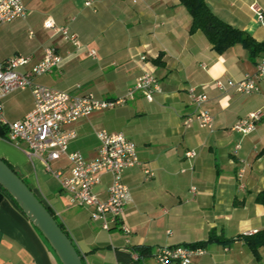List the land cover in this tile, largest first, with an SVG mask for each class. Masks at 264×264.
Segmentation results:
<instances>
[{
	"label": "crops",
	"instance_id": "1",
	"mask_svg": "<svg viewBox=\"0 0 264 264\" xmlns=\"http://www.w3.org/2000/svg\"><path fill=\"white\" fill-rule=\"evenodd\" d=\"M85 1L22 0L25 17L0 25V61L30 56V63L19 68L24 71L42 57L44 48L52 47L63 62L35 82L71 93L91 92L100 99L125 94L143 72L157 78L161 90L151 102L136 92L125 104L66 127L76 133L69 150L87 159L97 156L96 132L102 129L123 133L136 144L140 164L122 176L131 198L123 220L102 229L91 218V209L72 201L42 160L28 157L23 142L0 133L1 158L62 223L84 264H116V250L128 251L134 245L149 249L136 264H157V246L203 242L210 232L225 243H207L205 254L192 257L190 264H264V247L256 258L240 236L264 229V206L256 201L264 189V119L246 135L232 129L237 120L264 105V76L254 94L222 91L213 84L217 78L237 80L254 74L260 57L251 58L240 43L216 52L202 31H189L191 15L179 0H92L88 6ZM205 2L225 23L264 40V0ZM252 4L260 14L250 9ZM49 19L67 27L80 46L47 29ZM191 86L208 96L205 107L214 119L212 132L197 123H183L193 111L186 96ZM2 104L8 121L21 119L33 105L30 89L13 91ZM188 150L196 151L190 160L185 157ZM50 166L69 174L64 156ZM110 183L111 176L103 174L93 192L105 200ZM131 258L134 262L138 255ZM0 264H61L7 196L0 200Z\"/></svg>",
	"mask_w": 264,
	"mask_h": 264
},
{
	"label": "built area",
	"instance_id": "2",
	"mask_svg": "<svg viewBox=\"0 0 264 264\" xmlns=\"http://www.w3.org/2000/svg\"><path fill=\"white\" fill-rule=\"evenodd\" d=\"M91 3L92 0L85 1L87 6ZM250 9L255 13H261L256 4H252ZM25 15L26 8L22 0H0V25L24 18ZM45 27L52 29L55 34H59L76 47L80 46L76 35L67 27L58 26L51 19L45 22ZM31 35L30 31L29 36ZM88 54L94 56L95 51L89 50ZM142 59H145V56H142ZM30 60V56H14L0 61V124L5 126L9 140L23 142L27 147L28 157L42 160L46 169L58 179L61 188L71 195L72 201L90 208L91 218L100 222L102 229L109 230L111 225L121 223L124 206L131 200L130 190L123 182L122 176L126 169L140 164L136 144L123 133H112L102 129L96 132L99 141L98 154L93 159H87L82 153L69 150V144L76 138V133L67 130L66 127L94 112L125 104L134 98L136 92L141 93L148 102H151L154 94L161 90L158 80L153 74L143 72L125 94L115 99H100L91 92L71 93L35 82L37 77L60 68L63 57L54 48H44L42 57L36 63L20 71L19 68L27 66ZM262 76H264V57L257 63L254 74H246L237 80L217 78L214 79L213 84L222 91L233 90L238 93L254 94L260 90L257 81ZM26 88L30 89L32 95V108L21 119L8 121L3 115L2 100L13 91ZM186 96L193 111L184 116V125L197 123L212 132L214 119L205 107L207 94L191 86L187 89ZM262 119H264V105L237 120L232 129L241 135H246L252 132L257 122ZM238 147L239 145L236 146ZM195 155V150L185 152V157L189 160ZM63 156L69 162L67 175L50 166L51 161ZM145 173L151 174L149 170ZM103 174L111 176L105 200L100 199L93 192V187L100 182ZM243 174L244 168H241L238 177L242 178ZM121 226L123 230L128 231L124 224ZM253 232L255 233L256 230ZM203 254L205 249L202 247L174 244L157 246L153 257L157 264H190L192 257Z\"/></svg>",
	"mask_w": 264,
	"mask_h": 264
},
{
	"label": "trees",
	"instance_id": "3",
	"mask_svg": "<svg viewBox=\"0 0 264 264\" xmlns=\"http://www.w3.org/2000/svg\"><path fill=\"white\" fill-rule=\"evenodd\" d=\"M179 1L188 10V12L191 15V25H190L189 31L190 32H195L197 30L202 31L216 52L221 53L225 51L226 49H228L230 46L236 43H240L247 49L249 56L251 58H256V57L263 58L264 57V40L257 41L245 31L240 30L237 27H233L225 23L221 19H219L209 9L205 0H179ZM0 133L2 134L3 137H6L7 139H9L6 135V129L4 125L1 126ZM2 159L11 169H13L12 166L4 158ZM23 181L28 185V183L24 179ZM29 188L32 190L30 186ZM4 196H7L17 206V204L9 196V194L0 187V200H2ZM256 201L258 203H261L264 206V189L257 194ZM17 208L19 209L18 206ZM47 209L54 216V214L48 207ZM54 218L57 221L55 216ZM57 222L59 226L62 228V230L67 234V232L63 228L62 223L59 221ZM240 236L245 239L246 244L248 245V247L250 248L254 256L256 258H259L258 250L261 247H264V229L258 230L254 234H250V235L240 234ZM43 239L48 244V242L46 241L44 237ZM212 241H219L221 243H225L226 240L219 238L218 236L214 235L213 232H210L209 237L206 241L195 242V243L187 244V245L190 247L204 248L207 243L212 242ZM50 249L53 251L51 247ZM115 253H116V258L119 262L126 263V264H131V263L136 264L138 263V260L143 255H146L147 253H149V249L147 246H144V245H134V246L129 247L128 251L117 249ZM133 253L138 255V259L134 262L132 261V258H131V255Z\"/></svg>",
	"mask_w": 264,
	"mask_h": 264
},
{
	"label": "water",
	"instance_id": "4",
	"mask_svg": "<svg viewBox=\"0 0 264 264\" xmlns=\"http://www.w3.org/2000/svg\"><path fill=\"white\" fill-rule=\"evenodd\" d=\"M0 187L9 194L31 224L38 229L61 264H84L71 238L44 203L0 157Z\"/></svg>",
	"mask_w": 264,
	"mask_h": 264
},
{
	"label": "rangeland",
	"instance_id": "5",
	"mask_svg": "<svg viewBox=\"0 0 264 264\" xmlns=\"http://www.w3.org/2000/svg\"><path fill=\"white\" fill-rule=\"evenodd\" d=\"M31 30H29V32H30ZM32 32V35L31 36H33L34 35V32L33 31H31ZM1 157V156H0ZM57 219V221H59L58 220V218H56ZM38 230V229H37ZM114 232H117V233H119L120 234V230H113ZM54 252V251H53ZM55 253V252H54ZM56 255V254H55ZM57 257V256H56ZM59 260V259H58Z\"/></svg>",
	"mask_w": 264,
	"mask_h": 264
}]
</instances>
